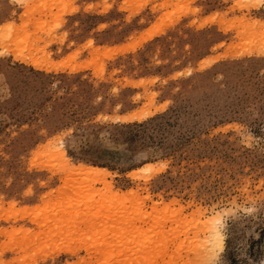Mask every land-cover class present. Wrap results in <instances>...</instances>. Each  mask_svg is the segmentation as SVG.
Masks as SVG:
<instances>
[{
  "label": "rangeland",
  "instance_id": "1",
  "mask_svg": "<svg viewBox=\"0 0 264 264\" xmlns=\"http://www.w3.org/2000/svg\"><path fill=\"white\" fill-rule=\"evenodd\" d=\"M0 264H264V0H0Z\"/></svg>",
  "mask_w": 264,
  "mask_h": 264
},
{
  "label": "bare ground",
  "instance_id": "2",
  "mask_svg": "<svg viewBox=\"0 0 264 264\" xmlns=\"http://www.w3.org/2000/svg\"><path fill=\"white\" fill-rule=\"evenodd\" d=\"M150 38H152L151 36H149L148 38H147V40L148 39H150ZM215 60H217V59H215ZM208 62V61H207ZM211 62H213V61H211ZM210 61H209V63H207V64H210L211 63ZM212 64V63H211ZM142 117H139V119H141ZM145 118V117H144ZM133 119H135V118H132V120ZM57 154L58 155H60L62 158H64V157H66L65 155V150L64 149H62V147H60L59 146V148L57 149ZM67 161V164H68V160H66ZM86 166V165H85ZM85 166H83V164H80V166H79V169L81 170V171H85V172H88V174H90V173H95V174H98V173H101V172H104L105 170H103L102 168H98V167H85ZM223 234H221L220 233V231L218 230V229H214L213 230V232H212V238H213V242H214V244H220L221 245V242L223 241V236H222Z\"/></svg>",
  "mask_w": 264,
  "mask_h": 264
},
{
  "label": "trees",
  "instance_id": "3",
  "mask_svg": "<svg viewBox=\"0 0 264 264\" xmlns=\"http://www.w3.org/2000/svg\"><path fill=\"white\" fill-rule=\"evenodd\" d=\"M145 122L144 123H135L132 126H138V127H144Z\"/></svg>",
  "mask_w": 264,
  "mask_h": 264
}]
</instances>
